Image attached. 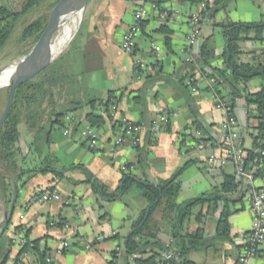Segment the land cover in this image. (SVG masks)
<instances>
[{
    "label": "crops",
    "instance_id": "obj_1",
    "mask_svg": "<svg viewBox=\"0 0 264 264\" xmlns=\"http://www.w3.org/2000/svg\"><path fill=\"white\" fill-rule=\"evenodd\" d=\"M155 0H87L84 7V16L87 14L88 26L81 35L82 39L76 44L72 52L74 70L78 74L87 76V85L104 95L107 91L122 92L118 105L113 107V120L106 121L103 126L95 130L97 145L90 148L81 140L80 131L88 125L85 114L88 108H81L74 112L72 119H63L62 126H56L58 133L52 135L51 154L52 160L59 169H63V178L56 179L51 173H32L24 187L18 191L17 202L14 212L17 222L30 229V239H40V251H46L51 257V264H124L113 257V251L117 246H122L123 238L130 232L132 222L138 217L146 203L133 205L128 198L131 194L138 197L135 189L128 191L122 199L113 201L101 200L92 190L89 183L84 182L85 173L74 165H83V168L91 172L97 180L104 183L109 191L115 190L118 185L124 166L132 163V170L140 173L136 164L137 152L131 141L125 135L124 143L112 150L113 141L123 135L120 125L121 118L133 121H141V107L135 103L133 96L145 83L146 71L150 74L167 76L170 81L154 80L146 90V105L149 118L153 119L162 111L169 117L170 131H158L154 143L146 146V174L150 181L158 182L169 178L175 170L189 159H198L200 163L187 166L180 175L182 193L184 180H203L205 185L193 183L190 197L209 192L213 187L222 182V170L233 173L232 164H226L219 168L208 166L204 153L190 150L193 142L187 137L179 147L180 134L191 131L194 121L205 130L201 137L212 142H222L224 132L221 123L224 119V111L217 107L211 91L206 89L208 80L197 73L190 76L188 69L183 67L176 74L177 67L182 63H194L192 45L187 42V35L191 30L189 17L192 13L200 15L198 25V37L206 38L212 35L217 57L212 60V65L221 67V57L225 42L221 29L213 25L214 21L229 19L241 22H260L264 20V0H232L226 9H220L212 15L208 11L201 14L204 7L202 3L212 0H199L196 3L181 0H157L162 5H171L180 11L178 18H170L161 21L156 16H150L142 25L141 33L136 40L133 54L125 53L120 45L123 36L133 20V11L140 4ZM6 0H4V4ZM2 4V6H4ZM1 5V4H0ZM165 24L170 30L172 50L169 52L163 43V34L158 31L161 24ZM153 45H159V58L155 64L157 53ZM199 46V44H198ZM260 48L251 40L240 42V59L248 61L251 57L249 51ZM199 51V47H198ZM137 57L145 62L146 69L143 78H139L134 71L133 60ZM185 82L193 79L196 91L192 92L193 102L189 104L182 92L176 88L180 77ZM261 80L257 77L250 79L246 84L248 92L259 90ZM254 110V106L246 107L243 100H236L234 112L238 120L237 136L243 141V133L248 131V113ZM252 123L253 120L250 119ZM195 131V134H196ZM144 130L141 129V138ZM236 136V137H237ZM252 143V142H251ZM197 144V143H196ZM246 149L250 147H244ZM63 151V157L56 156ZM231 166V171L228 167ZM61 180L68 181V190L62 191ZM78 181V182H77ZM198 185V187H197ZM54 187L59 193V199L44 203H35L25 207L30 195L39 188ZM201 187V188H200ZM191 189V188H190ZM130 192V193H129ZM177 196V197H178ZM189 197V198H190ZM186 199V198H185ZM182 198L180 201L185 200ZM179 201V200H177ZM101 204V205H100ZM235 207L240 210L229 216L230 235L232 244L236 247L232 256L229 257L231 245L217 243V250L213 247L193 253H203L204 260L196 264H234L235 253L240 249L241 239L244 233L250 229L251 214L244 200L236 203ZM220 207L214 215L208 216L205 221V234L212 237L215 234V219L219 214ZM23 215V218H20ZM104 215V216H102ZM159 212L154 214L158 218ZM10 229L8 234L12 235ZM117 234V238L113 237ZM163 241L167 236L159 234ZM66 243L62 246V243ZM19 249L12 247L7 264H13ZM165 252V251H164ZM163 252V253H164ZM162 253V254H163ZM161 254V255H162ZM36 254L25 252L19 258L18 264H35ZM130 264H132L130 262ZM248 264H264V252L249 259Z\"/></svg>",
    "mask_w": 264,
    "mask_h": 264
},
{
    "label": "trees",
    "instance_id": "obj_2",
    "mask_svg": "<svg viewBox=\"0 0 264 264\" xmlns=\"http://www.w3.org/2000/svg\"><path fill=\"white\" fill-rule=\"evenodd\" d=\"M44 1L13 0L14 5L12 7L0 5V50L10 37L14 23L18 18L32 8H37ZM57 1L50 2V8ZM181 1L196 3L199 0ZM230 1L232 0L206 2L201 14L210 11L213 15L220 9H226ZM150 2L161 4L157 0ZM48 15L41 14L27 24L22 29L20 40L22 42L33 40L34 43L43 30ZM83 25L84 14L67 49L36 76L15 89L11 108L0 131V194L7 206L5 212H7L12 201L14 183L19 191L21 187L26 185L28 178L34 172L51 173L56 179L63 178V169H59L51 158V144L52 131L56 126L63 125V119L67 115H72L78 108L87 107L89 110L85 114V119L95 130L103 126L106 121L113 120V107L120 102L122 92L107 91L104 95H100L87 85L85 74H78L74 70L72 52L76 48L77 38L82 34ZM142 25L143 23L141 28ZM213 25L221 29L225 42L224 51L221 55L223 65L215 67L211 64L217 55L215 54L212 35H210L199 40V60L196 61L194 69H188V73L190 76H195L197 73L204 76L208 83L211 82V85H208L206 89L220 94L231 109L234 110L236 100L240 99L245 102L247 108L254 106V110L248 113L247 128L254 130V133H250L252 136L251 148L246 149L247 159H249L255 155L256 149L264 147V20L241 22L225 18L214 21ZM158 31L163 34V43L170 52L172 50L171 30L162 23L158 27ZM197 39H199L198 35ZM243 40H251L260 48L258 54L256 48L249 51L251 57L248 61L240 59L242 52L240 42ZM206 68L211 69V72H207ZM146 74L144 85L133 96L134 102L140 105L142 114V120L135 121L133 124L144 130V136L141 138V130L139 133L127 135L137 152L136 164L140 173H135L132 170L133 164L127 163L124 166L118 187L109 191L108 187L94 178L91 172L83 168V165L73 166V168H79L85 173L83 181L90 184L92 190L98 195L99 201L122 199V196L133 188L146 203L138 217L132 222L130 232L123 238L120 255L113 251V257L124 261V264H130V262L132 264H158L164 251H173L180 258L177 264H196L189 259V255L193 252L205 251L211 247L217 250V243L231 245V249L228 250L230 257L235 248L238 247L232 244L229 216L240 210L235 205L242 200L240 184L235 180L233 173L222 170V182L218 186L213 187L209 192L182 201H177V195L181 188L180 175L187 166L201 161L189 159L165 180L152 182L147 177L146 157L148 150L146 146L149 147L154 143L158 131L169 132L170 124L168 120L166 125L159 127L158 130L153 128L152 119L149 118L147 112L146 90L154 80H170L167 76L158 73L150 74L146 71ZM255 77L261 80L260 88L256 92H248L246 84ZM176 88L184 94L187 102L192 104L193 98L189 91V85L183 76L179 78ZM4 90L6 102L8 86ZM250 119L253 120L252 123ZM22 122L25 123L27 131L32 136L27 144V151L19 161L17 159L20 152L19 126ZM193 125L195 126L191 131L180 134V148L187 137L197 144L202 140L195 134V131L199 130L205 134V130L197 121H194ZM136 138L139 139L136 140ZM222 145L226 147V144L223 143ZM46 188L52 189L54 187L47 186ZM17 197L18 193L8 226L0 235V264H7L14 245L12 235L8 234L10 229L13 232L24 230V237L26 238V243L19 249L14 264L19 263V258L23 253L32 251L36 254L35 264H48L46 259L51 257L46 251L39 249L41 238L30 239V229L23 224H14L12 221ZM197 207L198 209L195 210ZM219 207V214L215 219V234L212 237H207L204 232L206 218L214 215ZM156 211L159 212L158 218L154 217ZM191 219H193L194 227L190 226ZM160 233L167 236V241L160 238ZM113 237L117 238L118 236L116 234ZM238 251H236L235 256ZM111 263L115 264L113 261ZM234 264H237V261H234Z\"/></svg>",
    "mask_w": 264,
    "mask_h": 264
},
{
    "label": "built area",
    "instance_id": "obj_3",
    "mask_svg": "<svg viewBox=\"0 0 264 264\" xmlns=\"http://www.w3.org/2000/svg\"><path fill=\"white\" fill-rule=\"evenodd\" d=\"M205 7V3L201 4ZM180 11L173 8L171 5H162L155 2L143 3L135 7L133 11V20L126 30L121 41V49L127 54H133L136 40L141 33V24L150 16H157L159 20L165 21L170 18H178ZM191 30L187 35L188 44H193L198 35V25L200 23V15L192 13L189 17ZM155 53H157L156 60L158 61L160 46H152ZM133 67L135 73L139 78L145 74L146 65L141 59L135 57L133 60ZM186 83L192 92L196 91L193 84V79L189 78ZM211 85V82H209ZM211 91V90H210ZM212 97L217 107L224 111V119L221 123L224 132V139L222 142H212L211 140L201 137V133L196 131V135L201 137L200 143H192L189 146L190 150L204 153L208 166L219 168L226 164H232L234 167L235 180L240 184V191L242 192V199L251 214L250 229L244 233L241 239L240 249L236 255L237 264H248L251 257L262 254L264 252V147L255 150V155L247 159V150L243 146V141L237 136L238 120L233 109L221 98L220 94L211 91ZM73 115L69 114L66 119L71 120ZM169 117L165 111H162L152 119L153 128L158 130L159 127L165 126ZM135 121L128 118H121L120 125L123 128V135L117 137L112 144V150L124 143L125 136L133 133H139L140 127L133 124ZM81 140L84 141L88 147L94 148L97 145V134L95 129L89 124L80 131ZM237 136V137H236ZM139 138H136L138 140ZM226 144L224 147L222 144ZM59 199V193L52 188H39L35 190L26 202L25 207H29L35 203H44L49 201H56ZM23 218V215H20ZM13 246L20 249L25 243L24 230L21 232L12 233ZM66 243H62L65 246ZM121 247L117 246L115 252L117 255L121 253ZM48 264H51L52 259H46ZM180 261L179 255L173 251H165L158 264H177ZM15 262V261H14ZM14 264V263H13ZM189 264V263H185Z\"/></svg>",
    "mask_w": 264,
    "mask_h": 264
},
{
    "label": "rangeland",
    "instance_id": "obj_4",
    "mask_svg": "<svg viewBox=\"0 0 264 264\" xmlns=\"http://www.w3.org/2000/svg\"><path fill=\"white\" fill-rule=\"evenodd\" d=\"M53 0H45L43 3H41L37 8H32L31 10H29L28 12H26L25 14L21 15L18 20L14 23V27L11 31V34H10V37L8 38L6 44L3 46V48L0 50V69H3L6 65L12 63L13 61L19 59L22 55L26 54V52L29 51V49L32 47L33 45V40H27V41H24L22 42L20 40V35H21V32H22V29L27 25L29 24L33 19H35L37 16L41 15V14H49L51 8H50V2H52ZM14 5L13 3V0H6V3L4 4V7H12ZM80 14V18H79V21H78V24L76 26V29L74 30V33L73 35L71 36V38L69 39V41L65 44V46L63 47V49L61 50V52L58 54L60 55L65 49H67L68 47V44L70 42V40L72 39V37L74 36V34L76 33V30L78 29L79 25H80V21L83 17V14H84V9L82 11H77V15ZM87 14L84 16V25L82 27V34L84 33V31H86L87 29V26H88V22H87ZM61 29H62V26H60ZM59 29L54 33V36H53V39H52V43L55 42L60 33H61V29ZM81 34V35H82ZM79 36L76 40V44L78 42H80V40L82 39V36ZM74 51V50H73ZM54 56V59L58 56ZM53 59V60H54ZM8 86V84L4 85V86H1L0 87V114H1V111L3 109V105H4V102H5V90ZM59 101V99L57 100V102ZM81 108H78L76 111H79ZM47 110H49V108H47ZM19 129H20V137H19V146H20V152L19 154L17 155V159L19 161H21L22 159V155H24V153L27 151V144L29 143V141L31 140V136L32 134L27 131V128H26V125L24 122L20 123V126H19ZM58 133L57 130H53L52 131V135H56ZM250 133H254V130L252 128H249L248 131H246L245 133H243V138H244V147H250L251 146V142H252V136L250 135ZM63 151L57 153L56 156L58 157H63ZM53 157V155H52ZM228 171H231V166H229L228 168ZM197 181L195 180H184V183H183V188H182V193L179 194V196L177 197V200H181L182 198H189L191 195L190 194V190H192V185L193 183H195ZM198 185H202L204 186L205 185V182L203 180H198ZM69 183L68 181H65V180H61L60 182V188L62 189V191H66L68 190V187H69ZM197 185V187H198ZM191 188V189H190ZM201 188V187H200ZM132 189L131 188L129 191L132 192ZM129 192V193H130ZM131 197L128 196V198L130 199L131 203L133 205H139L141 202L145 203V201L141 198V197H134L131 194ZM141 202H140V201ZM5 207H7L4 202H3V199H2V196L0 194V229H1V226L3 224V218H4V213H5ZM9 209V208H8ZM198 207L195 209L197 210ZM17 216H16V213L14 212L13 214V217H12V221L14 222H17ZM190 226L191 227H194V222H193V219L190 220ZM191 259H193L194 261L196 262H200V261H203L204 260V254L203 253H192L191 254Z\"/></svg>",
    "mask_w": 264,
    "mask_h": 264
},
{
    "label": "water",
    "instance_id": "obj_5",
    "mask_svg": "<svg viewBox=\"0 0 264 264\" xmlns=\"http://www.w3.org/2000/svg\"><path fill=\"white\" fill-rule=\"evenodd\" d=\"M86 3L87 0H58L51 8L43 30L33 43L32 47L29 49V51L26 54L22 55L19 59L6 65L3 69H0L1 73L10 65H16L13 72L14 80L8 83L6 102L0 115V131L11 108L15 89L22 83L28 81L29 79H32L53 61L54 57L51 53V45L54 33L64 23V17H66L68 14L82 11ZM0 4H4V0H0ZM198 44L199 40H195L192 44V53L195 61L199 60ZM183 67H190L194 69L195 64L191 62L180 64L176 69L177 75ZM205 70L207 72H211V69L209 68H206ZM13 185L14 194L9 209L4 213V220L0 229V235L6 230L8 222L13 213L16 195L18 193L16 184L14 183Z\"/></svg>",
    "mask_w": 264,
    "mask_h": 264
},
{
    "label": "bare ground",
    "instance_id": "obj_6",
    "mask_svg": "<svg viewBox=\"0 0 264 264\" xmlns=\"http://www.w3.org/2000/svg\"><path fill=\"white\" fill-rule=\"evenodd\" d=\"M79 18H80V14L77 15V12L68 14L66 17H64V23L62 24V29L60 27L61 33L58 39L55 42H53L51 45V53L53 57L61 52L65 44L71 38V36L74 33V30L76 29ZM15 67L16 65L12 64L0 73V87L14 80L13 72L15 70Z\"/></svg>",
    "mask_w": 264,
    "mask_h": 264
}]
</instances>
